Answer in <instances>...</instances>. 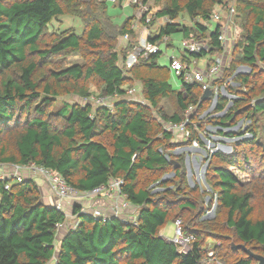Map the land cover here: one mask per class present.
Segmentation results:
<instances>
[{
  "label": "trees",
  "instance_id": "obj_1",
  "mask_svg": "<svg viewBox=\"0 0 264 264\" xmlns=\"http://www.w3.org/2000/svg\"><path fill=\"white\" fill-rule=\"evenodd\" d=\"M153 1L161 7L149 23L162 17L169 22L159 25L149 41L159 43L173 33L182 39L207 40L209 49L181 52L186 63L221 51L222 21L213 30L208 22L213 6H226L228 0ZM118 2L122 5L123 0ZM108 4L0 0V163L43 165L79 191L119 177L122 192L138 207L136 224L81 213L56 250L57 224L66 220L65 213L40 201L33 179H6L0 181V264H47L54 255L55 264H257L241 247L233 249L231 242L264 256V208L255 213L259 190L241 185L232 169L249 173L250 185L263 186L264 198V0H234V13L227 11L238 35L225 74L237 65L249 66L250 72L235 75L240 87L230 92L236 96L223 114L209 121L232 127L238 119H248L243 130L218 132L250 137L235 140L230 153L217 150L208 155L204 179L211 192L200 191L196 182L189 186L182 155L170 153L179 144L201 143L193 127L195 117L186 121L185 112L193 106L201 110L209 98L201 99V84L179 75L181 88L174 89L169 66L157 62L161 50L126 67L137 35L130 18L120 23L111 19ZM68 14L80 20L81 32L71 27L48 33L52 22ZM183 14L190 24L175 21ZM124 34L129 39L121 40L120 52L119 38ZM68 54H79L83 62L65 65ZM135 82L141 85L145 103L124 97L125 87ZM91 85L112 98L111 107L89 102ZM72 96L77 100L61 99ZM163 99L171 101V112L162 110ZM227 102L218 96L215 111H222ZM158 118L167 124L185 122L188 139L174 142L172 131ZM170 170L172 178L161 180V174ZM6 183L9 187L4 189ZM205 196L208 205L216 200L214 216L199 220ZM78 210L77 205L72 208L74 213ZM176 218L183 233L194 237L187 252L160 234ZM210 241L212 249L206 248ZM208 249L214 252L212 257Z\"/></svg>",
  "mask_w": 264,
  "mask_h": 264
},
{
  "label": "rangeland",
  "instance_id": "obj_2",
  "mask_svg": "<svg viewBox=\"0 0 264 264\" xmlns=\"http://www.w3.org/2000/svg\"><path fill=\"white\" fill-rule=\"evenodd\" d=\"M82 3H93L94 5H98L99 3H104L105 1L109 2L108 4V12L110 14L111 19H113L114 22L120 23L124 18H130L131 23L130 27H133L134 34L137 35L138 38H136L135 41L141 42L143 39L147 37V30L151 31V29L155 30L159 25L164 24V21L166 19L164 18H157L155 19V22L153 24H144V22L141 20L140 15L141 12L139 11V3L147 4L146 7H143L144 9H141L142 12L148 13L149 16L151 17L150 21L152 18L155 17V12L161 7V4L155 3L153 0H150V2L144 3L142 0H123L122 5L119 4L118 0H80ZM229 3L231 5L234 4V0H230ZM148 8V9H147ZM84 11V9H82ZM220 13L221 14V21L226 25V33L229 36V40L227 41V46L229 47L227 53H222L223 55V62L221 66V70H219L214 76V78L209 79L206 78V83L208 84V87L206 90L210 89L212 90V95L209 96L208 101L206 104H204V108L201 110L197 109L196 107H189L187 111L185 112V120L188 121L187 119L191 118L192 116L195 117V122L197 124H193L194 130L196 132L197 137L200 139L201 143L197 142V145H193L192 142L189 144H179L178 146H173L170 149L171 157L176 156L177 154L182 155L183 157V164H184V170H185V179L187 181V184L189 186H193L194 183H198L200 191L205 190V191H210V187L206 183L204 179V165L207 164V157L209 154L217 151L216 148L219 146H224L230 149V152L232 151L233 143L235 140H238L239 138H245V137H250L249 134H244L241 135L240 137H227L225 135L219 134L218 130H243L248 124L249 121L248 119L241 118L238 119L236 124L233 125L232 127H222L220 125H216L214 123H211L209 120L215 117L220 116L223 114L228 106L231 104V100L233 97L236 95L232 94L230 91L231 90H236L240 87L238 81L235 80V75L237 73H249L250 72V67L247 65H237L235 69L232 72H228L225 74V69L228 67V64L230 62L231 56L230 52L232 50L233 44L237 38L238 35V26L236 27L235 25L233 26L231 22V16L227 14V11L225 8L218 7L215 5L213 6L212 9V14L214 13ZM234 13V12H232ZM175 21H181L183 24H190V20L186 15H180L175 19ZM214 22H209V29L213 30L215 28ZM79 33L82 30V24L79 19L76 17H73L71 14L61 16L58 20H55L50 24L48 27L49 32H54V30H62L65 28H71ZM170 38H166L163 42H166L170 40L172 42V46H166L165 43L160 44V49L161 53L157 58V62L161 65H169V58H181V52L184 51L182 47V38H180V35L177 33H173L170 35ZM119 42V47L118 50L121 52V45L122 43V38L120 39ZM124 41H127L123 39ZM209 45V44H208ZM226 47V46H225ZM220 52H213V53H207L206 55L200 57V58H191L190 59V64L189 68L192 70H200L206 73V70L210 68L212 65L213 58L215 57L216 54L220 55ZM65 65H71L75 63H81L82 58L79 54H68L65 59L63 60ZM237 69H239L238 72ZM181 76V75H179ZM213 80H218L216 84H212ZM136 83V82H135ZM133 83L132 87L126 86V89L133 88L131 92H126L124 94V97L129 100L133 101H138L141 103H145V100L143 99L142 96V88L141 85L137 82L136 84ZM170 83L174 89H180V79L177 77V75L173 72L170 71ZM91 97L88 99L89 102H91L93 105L94 104H105L108 105V107L112 106V98H105L103 97L99 90L96 88L95 85H91L89 87ZM203 93V92H202ZM218 96H223L228 99V102L225 106V108L220 111L216 112L215 111V106L218 100ZM118 97H114L116 99ZM70 102H73L77 100V97H70V98H61ZM170 100L163 99L160 103V106L162 110H166L167 112H171V104ZM222 112V113H221ZM157 113L156 111L154 112V116H156ZM157 120L160 121L158 118ZM161 122V121H160ZM162 123V122H161ZM163 126H165V129H168L172 131L173 134V141L176 143L181 142L184 140V134L183 131L179 128H176L174 130L173 125L167 124L165 122L162 123ZM200 125V126H198ZM187 130V129H186ZM189 137V136H188ZM186 139V138H185ZM188 139V138H187ZM229 152V153H230ZM167 157V158H171ZM263 157V156H262ZM261 160V158H260ZM259 160V161H260ZM256 162L257 164L259 163ZM257 167V165H255ZM3 167V168H2ZM8 171L9 176L11 178L8 179H13L12 174L14 171H12L13 166L11 164L7 165H1L0 164V170L2 171ZM233 172L237 175L238 180L240 181V184L243 186H247L249 184V187L247 189L252 190L257 189L259 192H256V197L260 199L259 204L258 202H254V205H258L255 207V213H259V207L264 208V198H263V186L261 188L257 187L256 185H250V174L247 172H242L238 171L236 169H232ZM257 174L260 172V169H256ZM172 173V174H170ZM170 174V175H168ZM167 175V179L172 178L173 172L172 170L161 174V180L162 178ZM8 176V175H7ZM177 180V179H175ZM36 180L35 182H37ZM44 185V186H42ZM170 188V187H169ZM39 189V196H40V201L43 204H50L53 205V197L48 191V186L47 184L43 181V183L38 187ZM208 196H205L203 198L204 200V213L201 217H199V220L201 219H209L214 216L215 208H216V200L213 199L211 204L208 205ZM94 200V199H93ZM70 209V208H69ZM207 209V210H206ZM138 211V208H129L127 210V214H136ZM207 215V216H206ZM183 219V217L181 218ZM74 224V219L70 218L69 216L66 218V224L63 227H58L56 231V238H55V248L57 250V247L59 245V240L62 237L63 233ZM230 231H228V234ZM165 238H170L173 234V223L172 222H167L166 225L162 229L161 233ZM230 238L233 239L232 234L230 233ZM229 238V239H230ZM231 241V240H230ZM234 241V239H233ZM213 241H210L207 245L206 248H211L212 249V243ZM215 244H219V241H215ZM208 257L213 256L214 252L210 251L208 249L207 251ZM55 258L56 256L54 255L51 260L47 262V264H55ZM212 260H209L208 263H211ZM206 263V262H205ZM216 264H219V262H216Z\"/></svg>",
  "mask_w": 264,
  "mask_h": 264
},
{
  "label": "built area",
  "instance_id": "obj_3",
  "mask_svg": "<svg viewBox=\"0 0 264 264\" xmlns=\"http://www.w3.org/2000/svg\"><path fill=\"white\" fill-rule=\"evenodd\" d=\"M227 5H220V7L225 8L226 11L232 12L233 5L229 3V0L226 1ZM147 4L139 3V11L141 12L140 18L144 22V24H148L150 22L151 17L148 13H144L141 9L146 7ZM148 9V8H147ZM166 19L164 23L169 22L168 18L162 17ZM209 22H221V14L214 13L211 14ZM208 22V23H209ZM133 28V27H131ZM156 33L154 30H147V37L143 39L141 42H137L133 45L132 49L128 52L125 58V66L130 67L134 63L138 61L140 56H146L148 53L156 52L160 49V44L163 42L167 36H163L159 43L152 42L148 40V37H153ZM122 40L129 39V34H124ZM138 38V37H137ZM218 39L221 43V53L220 55H215L212 61V65L206 73L200 70H195L189 68V63L183 62L178 58H170L169 68L176 75H181V78L186 82H197L201 84L202 90H206L208 84L206 83V78L212 79L215 74L221 70L223 55L222 53H227L229 47L227 46V41L229 40V36L226 33V25L222 22L221 28L219 31ZM124 41V40H123ZM125 42V41H124ZM226 46V47H225ZM182 52H199L203 49H209L207 40H195L194 38H184L182 39ZM133 88L127 89V92H131ZM173 125L174 130L179 128L183 131L184 139L189 136V131L185 129V122H181L179 124H170ZM193 145H197V141H192ZM1 165H7L2 164ZM14 169H12L13 174L12 177L16 181H20L23 178H31L33 180H41L44 181L48 186V191L53 197V205L56 209L62 210L66 218L69 216L74 219V224L70 226L71 228H75L78 218L77 216L81 213L88 214L95 219H106L109 217H116L123 223L136 224L137 221V213L136 214H127V210L131 208V203L128 201L127 196L124 192H122L123 180L119 177L110 178L106 183L101 184L92 188L91 190H76L71 185H69L63 177L56 171L51 170L48 167L43 165L35 164L33 162L28 163L26 165H16L11 164ZM3 168V167H2ZM8 175V176H7ZM11 178L9 176L8 171L0 170V181H5L6 179ZM9 185L4 184V189H7ZM94 199V200H93ZM77 205L79 208L78 212L74 213L72 208ZM70 208V209H69ZM138 208V207H137ZM173 234L170 238H167L171 242H173L179 251L187 252L189 246L193 240V235H185L182 231V224L179 218H176L173 222ZM66 224V220L64 222L58 223L57 228L63 227Z\"/></svg>",
  "mask_w": 264,
  "mask_h": 264
},
{
  "label": "water",
  "instance_id": "obj_4",
  "mask_svg": "<svg viewBox=\"0 0 264 264\" xmlns=\"http://www.w3.org/2000/svg\"><path fill=\"white\" fill-rule=\"evenodd\" d=\"M238 71H239V69H237L236 72H238ZM211 95H212V90H210V89L204 90L202 95H201V99L205 100V99L209 98V96H211ZM216 150L222 151L224 153L230 152V149L227 147H224V146H219L216 148ZM205 168H206V164L204 165V169ZM170 174H172V173H170ZM170 174H168V175H170ZM167 177L168 176L165 175L162 179H166ZM231 246L233 249L241 247L245 252H247L249 254V256H251L252 258H254L257 261V264H264V256L263 255L251 251L249 248L245 247L243 244H234L233 242H231Z\"/></svg>",
  "mask_w": 264,
  "mask_h": 264
},
{
  "label": "crops",
  "instance_id": "obj_5",
  "mask_svg": "<svg viewBox=\"0 0 264 264\" xmlns=\"http://www.w3.org/2000/svg\"><path fill=\"white\" fill-rule=\"evenodd\" d=\"M156 30V29H155ZM170 38V40H171V36L169 37ZM181 38V37H180ZM169 40V41H170ZM217 55V54H216ZM170 70V69H169ZM171 71V70H170ZM181 86V85H180ZM159 151H160V149H159ZM205 170V169H204ZM35 181V180H34ZM43 182L41 181V180H38L37 182H36V184H37V186L39 187L41 184H42ZM42 186H44V185H42ZM131 206H132V208H134V209H136L137 208V206L136 205H133V204H131ZM163 229V228H162ZM162 229L160 230V234L162 233ZM162 235V234H161Z\"/></svg>",
  "mask_w": 264,
  "mask_h": 264
}]
</instances>
